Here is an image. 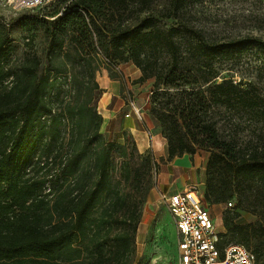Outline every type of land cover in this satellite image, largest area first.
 <instances>
[{
	"label": "trees",
	"instance_id": "trees-1",
	"mask_svg": "<svg viewBox=\"0 0 264 264\" xmlns=\"http://www.w3.org/2000/svg\"><path fill=\"white\" fill-rule=\"evenodd\" d=\"M206 1L62 0L39 21L45 69L34 37L20 53L0 28V264H133L139 211L116 195L109 213L91 216L118 147L101 133L93 78L102 65L122 62L140 70L135 83L152 85L149 111L168 157L211 153L206 201L236 196L237 208L247 204L257 217L240 224L230 209L219 247L250 249L258 239L250 250L264 264V96L221 75L249 49L264 54V39L207 29L200 20ZM68 73L64 88L59 80ZM228 113L258 126L248 141H240L237 121L230 138L222 136L220 118Z\"/></svg>",
	"mask_w": 264,
	"mask_h": 264
},
{
	"label": "rangeland",
	"instance_id": "rangeland-1",
	"mask_svg": "<svg viewBox=\"0 0 264 264\" xmlns=\"http://www.w3.org/2000/svg\"><path fill=\"white\" fill-rule=\"evenodd\" d=\"M61 3L62 0H56L37 9L16 10L6 0H0V28L8 30L13 43L19 46L20 53L26 49L24 45L28 43L27 38L34 37L35 50L43 60L44 69L48 66V42L39 21L45 13H52L55 6ZM205 7L206 11L200 20L207 29L215 31L219 36L233 38L253 35L264 39V0H207ZM221 71L222 76L237 83L242 82L244 86L252 84L264 96L263 53L249 49L240 58L227 62ZM66 75L70 78L68 73L63 74L59 80L64 88L68 87L70 81L66 79ZM140 75V70L135 65L122 62L111 70L102 65L93 78L99 89L91 90V103L105 120L101 133L106 141L115 142L118 147L112 152L106 182L91 216L99 217L105 211L109 213L114 196L122 197L141 215L136 231L133 264H178L174 221L161 198L162 193H167L164 186L170 188L169 194L189 186H197L202 203L216 220L220 233L226 231L223 218L230 209L239 213L237 222L240 224L254 223L257 217L246 210L247 204L237 208L236 196L212 205L206 201L208 161L211 155L209 151L194 155L185 153L173 159L168 157L167 140L162 134L161 126L152 119L149 111L152 85L135 83ZM133 106L140 110L139 117ZM236 121L241 122L240 141H248L254 128L258 126L250 127L246 116H232L231 113L222 114L220 118L219 129L222 136L230 138L231 124ZM260 127L259 124V129ZM126 172L135 175L126 179ZM229 202H232V206L228 205ZM87 242L86 239L79 245H86ZM76 245L74 242L73 246ZM258 246V239H252L249 243L252 250Z\"/></svg>",
	"mask_w": 264,
	"mask_h": 264
},
{
	"label": "built area",
	"instance_id": "built-area-1",
	"mask_svg": "<svg viewBox=\"0 0 264 264\" xmlns=\"http://www.w3.org/2000/svg\"><path fill=\"white\" fill-rule=\"evenodd\" d=\"M54 1L6 0L16 10H32ZM133 108L139 117L140 110L136 106ZM153 139L151 135L152 143ZM161 198L174 221L178 264H256V254L241 243L231 242L219 247L220 232L216 220L203 205L197 186L162 193ZM228 205L232 206V202Z\"/></svg>",
	"mask_w": 264,
	"mask_h": 264
},
{
	"label": "crops",
	"instance_id": "crops-1",
	"mask_svg": "<svg viewBox=\"0 0 264 264\" xmlns=\"http://www.w3.org/2000/svg\"><path fill=\"white\" fill-rule=\"evenodd\" d=\"M163 188H167V193H169V190H170L169 187L164 186ZM182 190H183V189H182ZM179 191H181V190H179Z\"/></svg>",
	"mask_w": 264,
	"mask_h": 264
}]
</instances>
